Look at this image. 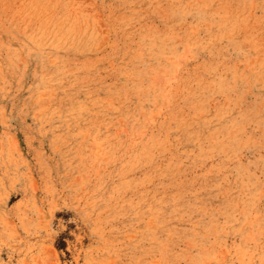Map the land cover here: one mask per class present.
<instances>
[{"label":"rangeland","instance_id":"rangeland-1","mask_svg":"<svg viewBox=\"0 0 264 264\" xmlns=\"http://www.w3.org/2000/svg\"><path fill=\"white\" fill-rule=\"evenodd\" d=\"M203 1L0 0V264H264V0Z\"/></svg>","mask_w":264,"mask_h":264},{"label":"bare ground","instance_id":"bare-ground-1","mask_svg":"<svg viewBox=\"0 0 264 264\" xmlns=\"http://www.w3.org/2000/svg\"><path fill=\"white\" fill-rule=\"evenodd\" d=\"M39 1H42V0H39ZM204 1H205V0H204ZM204 1H203V2H204ZM37 2H38V1H37ZM207 3H208V2H207ZM30 4H31V3H30ZM42 4H43V3H42ZM32 5H34V3H32ZM45 5H46V3H45ZM45 5H44V6H45ZM57 5H58V3H57ZM64 5H65V4H64ZM40 6H41V3H40ZM40 6H39V7H40ZM51 6H52V5H51ZM29 7H30V6H29ZM29 7H28V9H29ZM56 7H57V6H56ZM64 7H65V6H64ZM31 8H32V6H31ZM37 8H38V7L35 6V7H34V10L32 9L33 12L35 11V9L37 10ZM53 8H54L53 10H56L55 5H54ZM48 9H49V6H48ZM51 9H52V7H51ZM58 9L60 10V8H58ZM58 9H57V10H58ZM61 9H63V8H61ZM23 10H24V9H23ZM23 10H22V11H23ZM26 10H27V9H26ZM26 10H25V11H26ZM38 10H39V8H38ZM38 10H37L36 12H38ZM57 10H56V11H57ZM63 10H64V9H63ZM25 11H24V12H25ZM40 11H41V10H40ZM40 11H39V12H40ZM20 12H21V11H20ZM24 12H23V13H24ZM26 12H27V11H26ZM41 12H42V11H41ZM41 12H40V13H41ZM51 12H52V11H51ZM58 12H59V11H58ZM64 12H65V11H64ZM29 13H30V12H29ZM34 13H35V12H34ZM53 13H54V12H53ZM53 13H52V14H53ZM65 13H66V12H65ZM24 14H25V13H24ZM36 14H37V13H36ZM36 14H35V15H36ZM46 14H47V13H46ZM46 14H43V16H45ZM48 14H49V13H48ZM52 14H50V16H51ZM55 14H56V13H55ZM58 14H59V13H58ZM12 15H13V13H12ZM21 15H22V14H21ZM29 15H31V14H29ZM29 15H28V16H29ZM32 15H34V14L32 13ZM15 16H18V15L16 14ZM15 16H14V17H15ZM78 16H79V15H78ZM80 16H81V15H80ZM80 16H79V17H80ZM14 17H13V18H14ZM21 17H22V16H21ZM47 17H49V16H47ZM47 17H46V18H47ZM68 17H69V16H68ZM79 17H78V18H79ZM7 18H8V17H7ZM18 18H20V16H19ZM28 18H30V17H28ZM28 18H27V19H28ZM51 18H52V16L50 17V19H51ZM66 18H67V16H66L65 18H63V19L66 20ZM70 18H71V17H70ZM24 19H25V18H24ZM32 19H34V17H33ZM36 19L38 20V18H36ZM40 19H41V18H40ZM50 19H49V20H50ZM60 19H61V18H60ZM60 19H59V20H60ZM73 19H74V17H73ZM79 19H81V17H80ZM49 20H48V21H49ZM52 20H53V19H52ZM67 20H68V19H67ZM70 20H72V19H70ZM70 20H69V21H70ZM17 21H21V20H17ZM31 21H33V20H31ZM41 21H43V20H41ZM54 21H55V20H54ZM62 21H64V20H62ZM73 21H74V20H73ZM76 21H77V20H76ZM11 22L13 23V20H11ZM36 22H37V21H36ZM51 22H52V21H51ZM64 22H65V21H64ZM70 22H71V21H70ZM81 22H82V19H81ZM15 23H16V22H15ZM19 23H20V22H19ZM16 24H17V23H16ZM27 24H28V23H27ZM36 24H37V23H36ZM39 24H40V23H39ZM52 24H53V23H52ZM65 24H66V23H65ZM68 24H69V22H68ZM68 24H67V25H68ZM77 24H79V22H78ZM84 24H85V23H84ZM100 24H101V23H100ZM10 25H11V24H9V26H10ZM23 25H24V24H23ZM46 25H47V24H46ZM60 25H61V23H60ZM70 25H71V24H70ZM70 25H69V26H70ZM13 26H14V25H13ZM16 26H17V25H16ZM41 26H42V25H41ZM49 26H50V25H49ZM22 27H23V26H22ZM27 27H29V26H27ZM27 27H26V28H27ZM32 27H33V26H32ZM36 27H37V26H36ZM45 27H46V26H45ZM60 28H61V27H60ZM62 28H63V27H62ZM12 29H14V28H12ZM17 29H18V27H17ZM21 29H22V28H21ZM28 29H29V28H28ZM32 29H33V28H32ZM58 30H59V29H58ZM58 30H56V31H58ZM64 30H65V29H64ZM14 31H15V29H14ZM25 31H26V30H25ZM25 31H24V32H25ZM33 31H34V30H33ZM44 31H45V30H44ZM47 31H48V30H47ZM51 31H52V30H51ZM61 31H62V30H61ZM34 32H35V31H34ZM34 32H33V33H34ZM63 32H64V31H63ZM63 32H62V33H63ZM68 32H69V31H68ZM68 32H67V33H68ZM87 32H88V30H87ZM89 32H90V31H89ZM20 33H21V32H20ZM39 33H40V30H39ZM45 33H46V32H45ZM51 33H52V32H51ZM67 33H66V34H67ZM27 34H28V33H27ZM30 34H31V32H30ZM34 34H35V33H34ZM37 34H38V33H37ZM47 34H48V32H47ZM58 34L60 35V33H58ZM68 34H69V33H68ZM71 34H73V33H71ZM77 34H78V32H77ZM81 34H82V33H81ZM35 35H36V34H35ZM44 35H45V34H44ZM64 35H65V34H64ZM64 35H63V36H64ZM73 35H74V34H73ZM78 35H79V34H78ZM88 35H89V33H88ZM92 35H94V34H92ZM37 36H38V35H37ZM52 36H53V35H52ZM56 36H57V35H56ZM75 36H76V33H75ZM85 36H86V34H85ZM96 36H97V35H96ZM35 37H36V36H35ZM44 37H45V36H44ZM46 37H47V36H46ZM49 37H50V36H49ZM49 37H48V38H49ZM61 37H62V36H61ZM70 37H72V36H70ZM55 38H56V37H55ZM63 38H64V37H63ZM73 38H74V36H73ZM77 38H78V37H77ZM94 38H95V37H94ZM45 39H46V38H45ZM45 39H44V40H45ZM53 39H54V37H53ZM57 39H58V37H57ZM67 39H68V38H67ZM74 39H75V38H74ZM35 40H37V39H35ZM44 40H43V41H44ZM70 40H72V39H70ZM80 40H82V39H80ZM80 40H79V42H80ZM41 41H42V40H41ZM41 41H40V42H41ZM43 41H42V42H43ZM46 41H47V39H46ZM53 41H54V40H53ZM75 41H76V40H75ZM75 41H74V42H75ZM92 41H93V40H92ZM102 41H104V40H102ZM66 42H68V40H67ZM70 42H71V41H70ZM94 42L97 43V41H94ZM51 43H52V42H51ZM76 43H77V42H76ZM87 43H88V42H87ZM45 44H46V42H45ZM59 44H60V43H59ZM80 44H81V43H80ZM80 44H79V45H80ZM85 44H86V43H85ZM101 44H102V43H101ZM69 45H70V44H69ZM69 45H68V46H69ZM74 45H75V44H74ZM81 45H82V44H81ZM81 45H80V47H81ZM76 46H78V45H76ZM92 46H94V45H91V47H92ZM100 46H101V45H100ZM58 47H59V46H58ZM74 47H75V46H74ZM84 47H86V45H85ZM88 47H89V46H88ZM91 47H90V48H91ZM96 47H97V46H96ZM106 47H107V46H106ZM198 47H199V46H198ZM61 48H62V46H61ZM71 48H73V47H71ZM58 49H59V48H58ZM77 49H78V48H77ZM83 49H84V48H83ZM76 51H78V50H76ZM80 51H81V50H80ZM80 51H79V52H80ZM86 51L88 52V49H87ZM86 51H85V53H86ZM89 51H91V50L89 49ZM78 54H79V53H78ZM61 63H62V62H61ZM256 70H257V69H256ZM154 81H155V80H154ZM262 88H263V87H262ZM206 101H207V100H206ZM204 103H205V102H204ZM164 104H165V103H164ZM219 112H220V110H219ZM227 112H228V111H227ZM235 122H236V121H235ZM232 124H233V123H232ZM124 131H125V130H124ZM216 135H217V134H216ZM216 138H217V137H216ZM218 139H219V138H218ZM193 141H194V140H193ZM223 142H224V141H223ZM248 143H249V142H248ZM213 189H214V188H213ZM262 190L264 191V189H262ZM255 219H256V218H255ZM255 219H254V220H255ZM252 220H253V218H252ZM257 233H258V232H257ZM251 235H252V234H251ZM248 238H249V237H248ZM247 240L249 241V239H247ZM199 250H200V249H199ZM244 257H245V256H244ZM248 257H249V256H248ZM242 259H243V258H242ZM257 259H258V258H257Z\"/></svg>","mask_w":264,"mask_h":264}]
</instances>
